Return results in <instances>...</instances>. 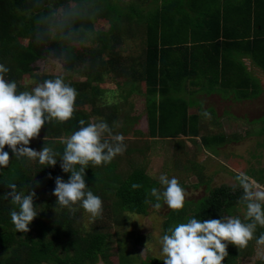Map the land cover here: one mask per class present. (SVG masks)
Returning <instances> with one entry per match:
<instances>
[{"label":"trees","instance_id":"trees-1","mask_svg":"<svg viewBox=\"0 0 264 264\" xmlns=\"http://www.w3.org/2000/svg\"><path fill=\"white\" fill-rule=\"evenodd\" d=\"M168 2L170 1L157 0L158 9L151 12L146 19L133 22L135 18L131 17L137 15L133 4L128 5L125 10L114 0H40L39 3L37 0H0V58L3 57L2 61L9 68L7 76L18 75L20 72H24L23 75L35 72L37 75L42 74L40 82L55 78L37 66L45 59L42 57H45L46 50L52 48L55 49L56 55L68 57L64 64L68 71L86 77V80L77 82L65 79L78 92L73 118L64 123H46L39 136L32 139L28 147L35 149L44 143L62 155L63 136H69L78 130L81 119L85 121V126L90 123L82 105L94 96V103L96 102L100 89H94L92 96H89L88 90L93 82L102 78L103 69L109 74L122 75L123 86L143 84L146 123L152 139L174 140L181 136L199 140L205 148H217L225 142L227 137L221 134V131L216 134L201 133V112L196 106L198 102L190 100L186 103L170 96L169 82L179 83L185 80V77H196L203 80L207 78L215 86L216 83L230 81L231 84L226 90L241 89L239 93L243 97L241 99V96H237L230 98L231 100L247 99L255 102L259 95L254 96L256 91L262 89L258 80L248 76L247 71L242 75H228L223 67L227 66V58H223V53L226 55L228 50H241L251 41L256 42L257 47L264 41V36L257 28H250V22H260L257 18L259 14L264 16V0H250L246 4L230 3L228 6L222 5L219 0H183L185 5H180L176 14L172 13L176 4ZM85 4L93 10L98 9L90 21H77L75 25L77 28L83 27L91 31L92 37L85 44L76 46L58 39L44 45L35 42L34 30L39 25L38 18L47 16L50 11L58 12L61 8ZM95 22H99V25L108 22V26L105 29L100 25L101 27L96 29ZM234 24V31H231L230 27ZM133 25L139 27L137 34L144 36L143 53L135 56L136 49H131L133 56L126 58L122 56V52L126 50V36L134 35ZM22 29L23 31H18ZM12 30L15 32H11ZM198 32L202 33L203 37L198 38ZM27 33H32V36H27L30 40L25 46L19 39L24 38ZM259 52L260 54L256 55L254 53L252 61L264 72V51L261 48ZM220 55L222 57L219 59ZM11 58L14 62L12 66ZM237 81L240 83L235 89L237 85L233 83ZM248 91L252 93L250 99ZM157 96L162 98L156 102ZM261 100L259 98L257 104H261ZM104 111L105 109L93 107V112L99 115L105 114ZM106 115L105 121L113 130V134H121L122 128L115 122L117 107L112 106V110ZM221 124L215 125L221 127ZM54 143L57 144L56 147L53 146ZM4 150L9 153L10 163L7 168H0V264H103L110 254L108 251L112 235L109 230H97L95 227L89 235L84 236L76 222L77 213L72 214L68 209L56 205V197L52 195L55 178L59 176L67 181L70 175L62 171L60 155L56 156L55 166L40 163L31 166L27 159L16 158L7 146ZM125 153L127 156L130 150ZM120 159V156H116L110 163L101 166H93L90 163L85 169L88 190L100 198H105L108 194L114 197L110 208L118 211L113 220L116 226H120L123 219L126 221V212L144 214L150 204L145 203L146 199L153 203L156 201L150 196V190L156 182H152L146 171L137 165L135 167L134 163H130L131 167L123 174L117 173L115 169ZM9 183H15L17 191L24 194L31 191L36 193L34 207L38 214L29 224L30 231L27 233L16 232L11 222L10 212L18 210V206L12 205L11 197L5 199V194L11 191L7 187ZM133 183H139L142 187L134 190L131 187ZM241 195V189L234 192L229 186L215 188L200 200L199 208L191 214L184 216V210H171L166 219V231L174 221L186 223L193 217L201 221L220 219L234 209L245 207L240 202ZM262 232L264 228H257L256 236L259 237ZM122 234L121 237L125 238L126 233ZM128 235L131 237L132 234ZM251 247L253 258L250 255ZM126 249V243L122 248L117 247L119 264L132 261L130 251ZM258 250L264 251V245H257L255 239L243 249L233 248V245L229 244L228 256L222 264H236L238 259L243 257L254 259V264H264V259L257 256ZM140 264H163V259L151 258L148 262L141 261Z\"/></svg>","mask_w":264,"mask_h":264},{"label":"rangeland","instance_id":"rangeland-1","mask_svg":"<svg viewBox=\"0 0 264 264\" xmlns=\"http://www.w3.org/2000/svg\"><path fill=\"white\" fill-rule=\"evenodd\" d=\"M169 1L176 4L173 8V14H176L180 5H185L183 0ZM114 2L125 10H127L128 5L133 4L137 11V15L131 17L135 18L134 21L130 20L133 22L146 19L151 12L158 9L159 3H157V0H114ZM100 25L106 29L108 22H102ZM100 25L99 22L94 23L96 29L100 28ZM132 28L134 35L126 36L128 38L125 46L126 50L122 52V56L126 58L133 56L131 49H136L135 56L143 53L144 36L141 33L137 34L139 27L133 25ZM18 31L21 32L23 29ZM11 32L15 31L12 30ZM30 34L32 33L24 35L25 37L19 39V42L26 46L30 40L27 36ZM2 58H0V64L5 65ZM42 58L45 59L37 65L40 66V70L43 69L55 77L62 75L66 80L70 81L86 80V77H83L80 73L68 71L65 65L55 64L54 60L49 56L45 55ZM13 64L14 62L11 58L10 65L12 66ZM7 65L9 66V64ZM239 69L241 70V67ZM243 71H247V69L244 67ZM252 72V70H248V76H252ZM23 73L20 72L18 75L12 76H7L8 74H6L5 78L9 81H15L18 85V91H23L30 90L35 86V83L40 82V77H42V74L37 75L35 72L28 75H23ZM123 81L122 75L109 74L107 70L103 69L102 78L93 82L88 90L89 96H92L93 92H95L94 89L97 88L100 89L101 94L99 92L95 103L94 96L93 99L92 97L88 98L82 105L83 111L89 116L90 123L99 122L100 120L105 121L106 114L112 110V106L115 105L117 107V121L115 122L122 128L123 132L121 134L125 138L126 151L130 150L127 156L126 151L122 155H117L121 157L115 169L117 173L123 174L131 167L130 163H134L135 167L137 165L146 171L152 182H156L154 187L160 191L163 190V186L159 183L161 174L166 175L168 178H177L180 185L188 193L182 209L185 213L184 216L196 211L201 204L200 200L207 196L211 190L221 186L232 187L235 183L234 177L240 171L252 176L258 183L264 185V89L256 91L254 96L259 94L258 98L254 102L255 104L250 106L251 103L247 99L237 104L230 99L223 100L215 95L211 96L216 94L218 96L221 95L223 98H237V96H241L240 90H217L210 82L205 83L203 79H196V77L192 79L185 77V80L179 83L174 81L172 83L168 80L171 87L170 96L176 97L178 101L184 100L183 102L186 103L190 100H195V102H198L196 106L201 113L204 111L210 113V119L213 120L211 122L202 115L200 116L201 122L199 126L202 128L201 133L213 132L216 134L221 131V134L226 135L227 138L220 147L205 148L200 144L199 140L181 136L176 137L177 140H175L176 138L174 140L152 139L148 134L146 123L144 86L141 83L137 86L127 87L122 85ZM196 81L202 82V86L193 88L196 87L194 86ZM251 91H248V99L252 98ZM209 96L210 98L206 99ZM159 98H162V96H157L156 102L160 100ZM259 98L262 99L261 104H257ZM93 107L105 109V114L99 115L93 112ZM215 123H222L221 127H217ZM67 136L64 135L63 137ZM43 146L48 145L43 143L35 150L40 151ZM53 146L56 147L57 144L54 143ZM133 148L138 149V151H134ZM128 159H130V162H128ZM27 163L31 166L39 164L38 161L30 160ZM0 174L2 175L1 170ZM101 199L103 201V214L95 220H92L79 205L74 207L77 208L76 222H78V226L84 236L89 235L95 227H97V230L107 229L111 233L112 241L108 251L110 254L105 262L103 261V264H119L116 256L117 247L122 248L125 243L127 245L126 250L130 251L132 259L128 264H140L141 261L148 262L151 258L163 259L159 241L166 233V219L171 211L167 205L163 204V201H160L162 206L158 210L153 207L157 201L151 202L147 211L141 215L123 212L126 216V221L123 219L122 224L116 226L113 220L117 216L118 211H113L110 208L114 197L108 194L107 197ZM244 212L245 207L237 208L225 216H238L243 220ZM178 223H185V221L171 222V226H175ZM123 232L126 233V239L121 237ZM34 233L35 231H33ZM129 233L132 234L131 237L127 236ZM234 247L236 246L233 245ZM250 249V255H252V247ZM251 258H253V255ZM251 258H239L236 264H253L254 259ZM70 264L72 263L70 262Z\"/></svg>","mask_w":264,"mask_h":264},{"label":"clouds","instance_id":"clouds-1","mask_svg":"<svg viewBox=\"0 0 264 264\" xmlns=\"http://www.w3.org/2000/svg\"><path fill=\"white\" fill-rule=\"evenodd\" d=\"M97 11L86 4L61 8L58 12L50 11L47 16L38 18L39 25L34 30L35 42L44 45L58 39L66 44L81 46L91 39L92 33L75 25L77 21H90ZM46 55L60 66L68 60L67 56L56 55L52 48L46 50ZM8 72L9 68L0 64V168H7L10 163L5 146L16 158L23 157L38 161L41 165L55 166L56 156L60 153L52 147L43 146L42 150L37 151L28 145L39 136L46 123H64L73 118L78 92L62 75L35 83L30 90L18 91L17 83L5 78ZM201 115L211 118L207 111ZM79 125L78 130L64 138L59 159L62 171L70 173L69 178L65 181L56 177L52 195L56 197V205L61 208L75 214L77 208L74 206L79 205L95 220L103 214V201L88 190L85 169L90 163L101 166L122 155L126 151L125 138L122 134H113L103 120L85 126V121L81 119ZM234 179L232 190H242L239 199L245 206L244 219L229 215L201 221L193 217L186 223L169 227L159 241L163 264H222L228 256L229 244L243 249L255 239L257 245H264V232L256 236L257 228H264V185L243 171L238 172ZM159 183L163 186L162 191L155 187L150 190V196L157 201L153 207L160 209V201H163L170 210H182L188 193L178 179L161 174ZM7 187L11 191L5 194V199L11 197V203L18 206V210L10 212L11 222L16 232L27 233L30 231L29 224L38 214L34 207L36 193L17 191L15 183H9ZM131 187L135 190L142 186L133 183ZM145 203L151 201L146 199ZM257 256L264 259V251L258 250Z\"/></svg>","mask_w":264,"mask_h":264},{"label":"crops","instance_id":"crops-1","mask_svg":"<svg viewBox=\"0 0 264 264\" xmlns=\"http://www.w3.org/2000/svg\"><path fill=\"white\" fill-rule=\"evenodd\" d=\"M220 3L222 5H225V6H228L230 3L233 5V3H248L250 0H219ZM254 18V17H253ZM257 18H259V21L260 22H250V25L252 29H255L257 28L260 32L261 35L264 36V16L262 17L260 14L257 16ZM232 24L234 22H231ZM242 27V26H240ZM234 28H235V24L232 25L230 27V30L231 31H234ZM238 30V27L236 28V31ZM222 31V30H221ZM199 35H198V38L200 37H203V34L198 32ZM252 33V36H253V31H251ZM220 41H222V38L219 39ZM252 40V38H251ZM202 43H205V41H200ZM259 42V41H258ZM263 43V44H262ZM256 42L254 43V41H251L250 44L246 45L245 47L241 48V50H228L227 54L225 55L223 53V58H227V66H223L226 73L228 75L231 76V74H235V75H242L244 74L243 72V68L245 67L248 70H252V77L256 78L258 80V83L259 85L262 87V89H264V72L257 66L254 64V62L252 61V58L254 56V53L256 55L257 54H260L259 50L262 48L263 51H264V41L260 42L259 45L256 47L255 46ZM251 45V46H250ZM261 47V48H260ZM254 50V51H253ZM222 57V55L219 56V59ZM239 67H241V70L239 69ZM238 80V79H237ZM220 82V80H218ZM217 81V82H218ZM222 81V80H221ZM240 81V80H239ZM239 81L233 83V85H237V87L235 89L238 88V83H240ZM199 81H196L194 86L196 87H193V88H199L202 86V82H199ZM204 82L207 83V82H211L210 80H208L207 78L204 79ZM204 84V83H203ZM211 85H213V87L217 90H226V87L229 86L231 84L230 81H222L221 83L217 84L214 86L213 82L210 83ZM212 87V88H213ZM241 90V89H239ZM216 96V97H220L221 99L223 100H226V99H230V98H223L221 95L218 96L216 94H213L211 95L212 97L213 96ZM209 97H206V99H209ZM231 100V99H230ZM233 101V100H231ZM245 101V100H244ZM234 103H239L241 101H233ZM250 106H253V104H255L254 102L250 101ZM264 104V103H263ZM251 109V108H250ZM191 110V109H190ZM250 113V112H249ZM213 120L209 119V122H211ZM216 124V123H215ZM237 133V132H236ZM214 134V133H213ZM254 264V263H253Z\"/></svg>","mask_w":264,"mask_h":264}]
</instances>
